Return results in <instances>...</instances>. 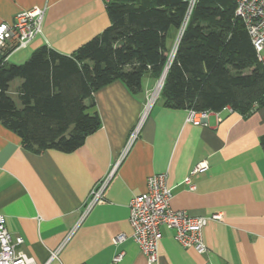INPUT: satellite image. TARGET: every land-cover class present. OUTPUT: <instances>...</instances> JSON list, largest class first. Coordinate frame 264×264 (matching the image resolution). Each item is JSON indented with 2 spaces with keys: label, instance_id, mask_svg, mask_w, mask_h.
Here are the masks:
<instances>
[{
  "label": "crops",
  "instance_id": "crops-1",
  "mask_svg": "<svg viewBox=\"0 0 264 264\" xmlns=\"http://www.w3.org/2000/svg\"><path fill=\"white\" fill-rule=\"evenodd\" d=\"M34 7L44 9L41 33L10 52L7 64H23L43 46L71 55L109 26L103 0H0V24L11 25L16 14ZM155 82L143 77L136 95L120 81L94 92L90 111L96 110L101 125L70 153L33 152L0 124V214L11 238L21 237L18 249L36 264H146L129 238L128 205L146 190L148 177L161 174L172 210L220 218L202 228V255L182 248L162 228L157 264H264V107L247 117L222 110L220 121L209 115L204 127L185 122L186 110L158 97L121 158ZM19 84L11 93L9 85L13 99ZM118 161L103 201L82 218L90 192ZM200 163L207 168L190 175ZM187 177L192 189L184 184ZM118 234L128 237L113 245Z\"/></svg>",
  "mask_w": 264,
  "mask_h": 264
},
{
  "label": "trees",
  "instance_id": "trees-1",
  "mask_svg": "<svg viewBox=\"0 0 264 264\" xmlns=\"http://www.w3.org/2000/svg\"><path fill=\"white\" fill-rule=\"evenodd\" d=\"M103 1L109 26L71 55L43 46L14 65L4 62L14 47L0 50V124L26 148L73 152L101 125L90 111L94 92L120 81L136 95L143 77L157 81L166 67L159 98L168 107L228 108L241 117L264 107V68L234 0H195L170 63L169 40L186 18V1ZM260 142L264 152V136Z\"/></svg>",
  "mask_w": 264,
  "mask_h": 264
},
{
  "label": "built area",
  "instance_id": "built-area-1",
  "mask_svg": "<svg viewBox=\"0 0 264 264\" xmlns=\"http://www.w3.org/2000/svg\"><path fill=\"white\" fill-rule=\"evenodd\" d=\"M184 1L188 3V13L171 48L169 63L175 54L188 14L195 2V0ZM234 3L235 15L243 22L255 50L257 61L264 68V55L262 54L264 52V0H234ZM43 15L44 9L34 7L28 11L16 14L11 25L0 24V50L10 45L8 44L10 41H14L12 44L13 49L23 48L32 39L40 35ZM161 86V83L156 82L153 90L149 94L140 121L131 132L121 158H123L136 139L140 123L147 114L150 106L159 97ZM223 110L230 111L228 108H224ZM186 111L185 122L194 126H207V118L209 115H214L216 121H220L218 117L219 112L197 111L194 109H187ZM119 161L114 165L108 177L90 192V200L85 206L82 218L95 204L103 201L104 190ZM206 168L205 163H200L190 172V175L202 172ZM184 184L189 189H192L188 177L184 179ZM170 199L171 192L166 184V175L161 174L148 177L146 190L134 196L129 202L128 224L131 229L129 238L143 253L146 264L158 263V247L162 237L160 232L162 228L172 231L174 240L182 248L191 249L200 255L205 254L206 247L202 242L201 236L202 228L208 220H219L220 218L219 215H213L211 217H191L184 211H174L169 205ZM127 237L125 234H118L112 239V244L119 245ZM21 245V237L11 238L4 225V216L0 214V264H36L33 258L18 249ZM58 251L59 249L52 252L49 260L56 258ZM121 256V253L117 254L112 261L114 263L119 262Z\"/></svg>",
  "mask_w": 264,
  "mask_h": 264
},
{
  "label": "rangeland",
  "instance_id": "rangeland-1",
  "mask_svg": "<svg viewBox=\"0 0 264 264\" xmlns=\"http://www.w3.org/2000/svg\"><path fill=\"white\" fill-rule=\"evenodd\" d=\"M264 55V52L262 53ZM146 79V78H145ZM145 79L143 80V83L145 84ZM20 81L18 79H15L11 84H10V93L13 92L14 87L19 83ZM157 82V81H156ZM155 82V84H156ZM143 84V85H144ZM155 86V85H154ZM154 88V87H153ZM153 90V89H152Z\"/></svg>",
  "mask_w": 264,
  "mask_h": 264
},
{
  "label": "water",
  "instance_id": "water-1",
  "mask_svg": "<svg viewBox=\"0 0 264 264\" xmlns=\"http://www.w3.org/2000/svg\"><path fill=\"white\" fill-rule=\"evenodd\" d=\"M166 70L167 68L164 69L162 75L160 76V78L157 80V83H161L163 82V79H164V76H165V73H166Z\"/></svg>",
  "mask_w": 264,
  "mask_h": 264
}]
</instances>
